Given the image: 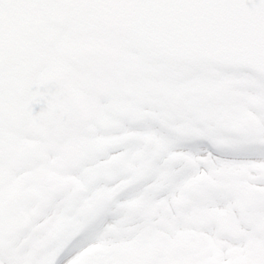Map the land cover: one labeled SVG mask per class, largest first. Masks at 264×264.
Listing matches in <instances>:
<instances>
[{
	"label": "snow or ice",
	"instance_id": "1",
	"mask_svg": "<svg viewBox=\"0 0 264 264\" xmlns=\"http://www.w3.org/2000/svg\"><path fill=\"white\" fill-rule=\"evenodd\" d=\"M0 264H264V0H0Z\"/></svg>",
	"mask_w": 264,
	"mask_h": 264
}]
</instances>
